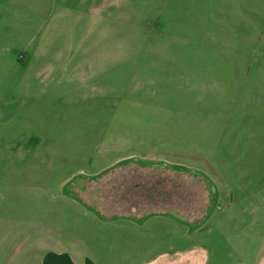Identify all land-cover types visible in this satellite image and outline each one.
<instances>
[{"label":"rangeland","instance_id":"1","mask_svg":"<svg viewBox=\"0 0 264 264\" xmlns=\"http://www.w3.org/2000/svg\"><path fill=\"white\" fill-rule=\"evenodd\" d=\"M239 182L264 190V0H0V264L235 261L210 223ZM159 204L213 229L124 237Z\"/></svg>","mask_w":264,"mask_h":264},{"label":"crops","instance_id":"2","mask_svg":"<svg viewBox=\"0 0 264 264\" xmlns=\"http://www.w3.org/2000/svg\"><path fill=\"white\" fill-rule=\"evenodd\" d=\"M263 191L264 190L254 188L245 182H239L236 192L237 208L235 211H232L230 208L229 203L233 201V196H231L230 191V202L226 204L227 210L222 209V212L217 216L220 217V220H217V223H210V225L214 227L215 231L219 230L217 227L224 232L225 230L229 232L228 230H231L233 227L237 228L236 234L233 237L236 239L234 249L238 252V258L232 262L221 260L213 264H264V245H262V243L264 244V197L260 200L256 197L257 194H261ZM206 192L208 193L209 191L206 190ZM213 192L215 191L213 190ZM216 200L217 199L214 197L213 202L210 204L207 203L211 209H214V207L217 209V205L215 204ZM136 216L141 218L144 217L140 223L141 225L136 226L133 222L127 223L125 225L126 234L124 237H148L149 240L155 237H171L172 244L174 245L175 243L178 247L179 243L185 240V238L189 240V237H192V239L204 237L213 229L210 227L205 229L200 228L203 229L200 231L195 224H193L194 226H185L186 223L184 222L190 221L196 223V219H191L190 216H184L180 207L177 205L163 206L159 204L158 208L148 209L146 212H142ZM215 224H217V227ZM227 224H229V226H227ZM210 225L207 224L206 227ZM239 233L240 236H238ZM100 236V234H97L96 237ZM114 237L119 236L114 235ZM162 240L163 238L161 241ZM167 241H169V238ZM229 241L232 240L229 239ZM173 245L168 243L164 248H175ZM260 245L261 250H258V246ZM154 252L137 257L130 264H155L156 261L153 260V258L156 257L154 256ZM193 252H195V250H191L190 253ZM46 256L47 259L45 257V260L41 261V264H96L95 261L84 255L80 257V262H76L66 251H50ZM186 257H188L189 261L193 256L187 255ZM160 264L165 263L162 261ZM167 264H171V262ZM193 264L197 263L193 262ZM200 264H207V262H201Z\"/></svg>","mask_w":264,"mask_h":264}]
</instances>
